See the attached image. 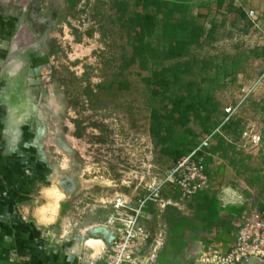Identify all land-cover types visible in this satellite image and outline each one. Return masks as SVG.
I'll list each match as a JSON object with an SVG mask.
<instances>
[{
	"label": "rangeland",
	"instance_id": "1",
	"mask_svg": "<svg viewBox=\"0 0 264 264\" xmlns=\"http://www.w3.org/2000/svg\"><path fill=\"white\" fill-rule=\"evenodd\" d=\"M138 1L0 0V8L8 6L15 15L6 38L8 48L0 57L6 65L12 55L7 70L12 75L3 76L9 82L10 99L5 103L22 137L33 145L43 175L36 195L53 186L64 195L55 226L58 233L78 230L83 237L94 238L103 230L110 232L107 222L114 200L122 197L135 208L141 198L151 197L144 224L152 233L159 226L169 232L171 243L164 242L162 250L167 254L168 247L172 249L173 264L194 263L196 255L189 259L188 252L195 254L197 247L187 231L194 224L192 233L201 237V223L209 220L206 207L217 203L211 194L217 193L220 180L231 182L237 180L235 173L251 170L264 194V36L254 41L220 29L167 71L179 106L211 111V131L223 124L225 109L232 104L242 109L235 119L240 129L253 131L250 150L228 143V152L240 162L225 166L223 154L212 150L211 189L181 202L178 187L169 182L176 162L156 150L151 136L152 112L163 104L153 98L152 85L130 62ZM161 1L192 4L193 16L206 13L215 3ZM173 36L186 37L169 32L151 42L159 51ZM162 65L159 56L150 55L142 68ZM222 168L227 169L220 174ZM45 204V199L38 203Z\"/></svg>",
	"mask_w": 264,
	"mask_h": 264
},
{
	"label": "crops",
	"instance_id": "2",
	"mask_svg": "<svg viewBox=\"0 0 264 264\" xmlns=\"http://www.w3.org/2000/svg\"><path fill=\"white\" fill-rule=\"evenodd\" d=\"M218 1L215 0L211 7L213 15L206 25L208 31L212 23L216 22V31L231 30L254 41L259 35L264 36V0H231V6L228 7L230 9L224 8V15L217 13ZM5 7L0 8V57L8 48L5 46L6 38L11 35L15 16L8 6ZM251 9L257 12L256 23L248 18ZM211 10L201 14L208 15ZM11 56L9 59H12ZM8 61H5L6 65H2L0 61V264H83L84 256L103 252L115 240L113 235L116 237V232L112 229L110 232L103 230L97 237H83L86 235H80L78 230L58 233L55 228L59 221L58 215L52 224L45 225L39 221L36 214L42 206L38 203L44 197L43 191L39 192L40 196L36 195L35 187L39 185L43 175L34 158L33 145L22 137L21 127L15 123L11 109L5 103L10 99L9 82L3 76L5 72L12 75V72L7 71L11 66ZM241 111L239 108L234 122L240 117ZM227 133L225 139L214 140L212 146L213 152L220 151L218 154H223L225 166L241 161L228 152L231 147L228 143H233L242 150L253 148V131L231 128ZM245 133H248L247 137H243ZM227 168H222L220 174ZM234 177L237 180L231 179L232 183L220 180L217 193L211 194L217 201V205L213 204L211 208H217L219 214L217 219L201 223V237H195L192 233L194 224L189 227L187 233L191 232L193 239L190 242L196 244L197 252H188L191 255L189 259L195 255L196 258L194 263L187 264H195L204 251L209 249L229 251L236 239L237 218L245 212L261 213L264 209V194L257 188L252 171L249 170L245 175L235 173ZM239 177L244 178L242 180ZM88 229L91 230L92 226ZM164 242L168 246L171 243L168 231L167 234L164 232ZM172 259V249L168 247L166 254L161 248L156 264H173Z\"/></svg>",
	"mask_w": 264,
	"mask_h": 264
},
{
	"label": "trees",
	"instance_id": "3",
	"mask_svg": "<svg viewBox=\"0 0 264 264\" xmlns=\"http://www.w3.org/2000/svg\"><path fill=\"white\" fill-rule=\"evenodd\" d=\"M135 5L138 19L134 24L135 44L130 62L140 69L144 79L152 85L151 94L153 98L160 100L163 104L161 109L153 110L151 117V136L156 145V150L177 163L181 158L191 154L199 147L202 140L200 137L204 133L212 134L217 129L220 130V133H217L213 138V146L214 140L225 139L228 129H240L239 125L231 119L211 131L208 128L212 123L211 111L204 108L197 110L192 105L185 109L179 106L173 96V82L167 77V71L170 67L180 65L191 47L201 46L204 37H212L215 34L217 24L213 22L211 29L206 32L205 26L213 13L211 11L208 15L193 16L192 4L139 0ZM230 6L231 0H219L217 13L224 15L226 13L224 8ZM169 32L174 34L180 32L186 37L177 38L173 36L174 38L172 37L166 45L159 46V51L155 50V45L151 40ZM150 55L159 56L163 65L156 66L151 70H144L142 68L143 63ZM229 144L236 146L233 143ZM212 146L210 149H204L200 152V156H205L206 159L207 175ZM211 206V204L207 205V213L209 219L213 221L217 219L219 211L217 208H211Z\"/></svg>",
	"mask_w": 264,
	"mask_h": 264
},
{
	"label": "built area",
	"instance_id": "4",
	"mask_svg": "<svg viewBox=\"0 0 264 264\" xmlns=\"http://www.w3.org/2000/svg\"><path fill=\"white\" fill-rule=\"evenodd\" d=\"M248 18L256 23L257 12L249 10ZM244 93L248 96V93ZM238 109L239 106L229 105L225 109L223 124L229 122ZM217 133H220L219 129L204 136L197 149L174 165L169 182L178 187L181 202L191 201L211 189V181L206 174V159L205 156H200V152L211 148ZM247 136L248 133L243 135ZM150 201L151 197L141 198L135 208H130L124 198L114 200V210L107 225L116 232L117 238L100 254L84 256L83 264H156L158 252L164 245V232L159 226L160 229L152 233L144 224L145 209ZM236 226L235 243L229 251L206 250L195 264H243L244 261L253 259L264 262V209L261 213L241 214Z\"/></svg>",
	"mask_w": 264,
	"mask_h": 264
},
{
	"label": "bare ground",
	"instance_id": "5",
	"mask_svg": "<svg viewBox=\"0 0 264 264\" xmlns=\"http://www.w3.org/2000/svg\"><path fill=\"white\" fill-rule=\"evenodd\" d=\"M43 197L47 204L37 210V217L42 224L48 225L55 222L58 215L59 203L63 200V193L55 186L45 188Z\"/></svg>",
	"mask_w": 264,
	"mask_h": 264
},
{
	"label": "water",
	"instance_id": "6",
	"mask_svg": "<svg viewBox=\"0 0 264 264\" xmlns=\"http://www.w3.org/2000/svg\"><path fill=\"white\" fill-rule=\"evenodd\" d=\"M245 262L252 263V262H261V261L256 260V259H253V260H246V261H244V264H245Z\"/></svg>",
	"mask_w": 264,
	"mask_h": 264
}]
</instances>
